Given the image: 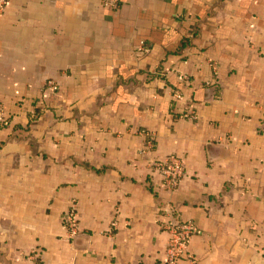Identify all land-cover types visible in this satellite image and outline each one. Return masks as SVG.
Returning <instances> with one entry per match:
<instances>
[{
    "label": "crops",
    "instance_id": "crops-1",
    "mask_svg": "<svg viewBox=\"0 0 264 264\" xmlns=\"http://www.w3.org/2000/svg\"><path fill=\"white\" fill-rule=\"evenodd\" d=\"M0 105V264H264V0H7Z\"/></svg>",
    "mask_w": 264,
    "mask_h": 264
},
{
    "label": "built area",
    "instance_id": "built-area-1",
    "mask_svg": "<svg viewBox=\"0 0 264 264\" xmlns=\"http://www.w3.org/2000/svg\"><path fill=\"white\" fill-rule=\"evenodd\" d=\"M119 0H103V4L107 7H116ZM7 0H0V9L6 6ZM144 44V43H143ZM144 49L142 45L141 50ZM47 88L56 90L57 84L48 80L45 84ZM173 96L180 100L183 99L181 93L175 91ZM195 119V116H191ZM4 120V109L0 105V122ZM147 148L153 145L152 137L146 142ZM150 170L157 173L161 177L160 188L166 192L173 193L176 191L184 176V164L181 157L176 155L168 156L164 159H155L150 163ZM166 220L163 223V229L168 233L169 240L166 248V263L177 264L187 252L188 243L195 232V227L188 221H183L174 210L165 209ZM64 225L67 231V237L73 241L81 232L80 223L77 218V212L74 206L64 215ZM116 227V223H112Z\"/></svg>",
    "mask_w": 264,
    "mask_h": 264
}]
</instances>
